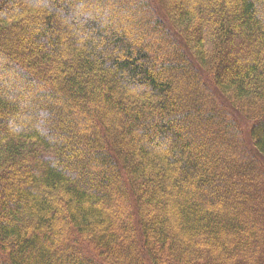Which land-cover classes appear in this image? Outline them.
I'll use <instances>...</instances> for the list:
<instances>
[{"label": "trees", "instance_id": "trees-1", "mask_svg": "<svg viewBox=\"0 0 264 264\" xmlns=\"http://www.w3.org/2000/svg\"><path fill=\"white\" fill-rule=\"evenodd\" d=\"M125 1L0 0V264H264V0Z\"/></svg>", "mask_w": 264, "mask_h": 264}, {"label": "rangeland", "instance_id": "rangeland-1", "mask_svg": "<svg viewBox=\"0 0 264 264\" xmlns=\"http://www.w3.org/2000/svg\"><path fill=\"white\" fill-rule=\"evenodd\" d=\"M19 1H21V2H25L26 0H19ZM138 2V0H128V1H125V2H127V3H129V6H132V5H134V4H136L137 2ZM173 4H174V2H172V1H170L169 3H168V5H172L173 6ZM121 15H124L123 17H119V19H118V21L119 22H124V24H125V26H127L128 24H129V21H128V19H129V17H132V20L135 18V17H133V15H131V13H126V14H121ZM144 17V18H146V17H149V15L146 13V12H141L140 13V15H138V16H136V17ZM7 37H9V36H7ZM166 45L168 44V45H170V43L168 42V43H165ZM40 45L39 44H37L34 40H30V39H27V38H25V39H21L20 40V42H18V43H16V44H10V45H6V46H3V47H1L0 48V53L1 54H4L5 55V57L4 58H6V59H9V60H12V62L13 63H15V64H18V62H19V64H21V65H23L24 66V68H26V65H27V60H28V58L30 57V56H33V54L36 52V51H39L40 50ZM6 55H8V58L6 57ZM167 56V55H166ZM3 63H5V60H2V57L0 56V65L2 66V64ZM3 69V68H2ZM1 69V70H2ZM1 70H0V73H1ZM25 72H28V74L29 75H31V76H33L34 75V73H33V71H31V69H25L24 70ZM1 77V76H0ZM12 84H16L15 85V87H13V89H16V90H19V89H23V88H25L26 89V85H24L21 81H19V80H15L13 83H11L9 86H12ZM179 84H181V82L179 83ZM185 84V83H184ZM1 85V84H0ZM39 85V84H38ZM36 86V88L34 89L35 91H34V93L33 92H31V97L32 98H35V94H44L43 92H44V90H46V89H48V85H46V84H44V83H42L40 86ZM189 87H190V90H189V92H187V95H189L190 96V98L189 97H187V101H189V100H191V99H193V96H191V95H197V93H198V91L195 89V90H193V87H192V85L190 86L189 85ZM189 87H188V89H189ZM4 88H6V89H9V88H7V87H5V85H4ZM53 88H54V90H53V92H55L56 94H57V88H56V86L54 85L53 86ZM49 90V89H48ZM183 93H185V92H183ZM186 94V93H185ZM184 95V94H183ZM198 96V95H197ZM30 100H32V101H34L33 99H31V98H25V99H23V105H24V103H27V105H24V108H29V107H31V106H29V101ZM212 100L210 99V98H206V99H204L203 100V102L204 103H202V105H204V107L205 108H209V107H211V106H214V104H213V102H211ZM55 106L57 107V108H59V106H60V102H57V101H55ZM73 112H72V118L73 119H79L80 118V114H78V111H77V108H75V109H73L72 110ZM26 117V119H24V117L22 118V120H20V121H14L15 123H19V124H22L25 128H29V129H31V128H37V126L36 125H39V123H37L38 121L40 122V120L39 119H36L35 117H34V119L32 118L33 116H31V118L33 119V120H31V118H30V116H25ZM27 121H29V123L27 122ZM219 121V120H218ZM54 122H56L57 123V121H55L54 120ZM0 125H4L5 127H6V125H11L9 122H8V119H6V120H1L0 121ZM84 127H87L88 128V130H89V128H92L91 126H90V124L87 126V123H86V125L84 124ZM85 134H88L87 132H85V130H82ZM230 136H231V134L230 133H228ZM226 138H224L222 135H221V137H220V139L219 140H216V143L218 144V143H221V144H218V145H220L221 147H222V144H224L225 145V149H226V151L224 152V151H221V152H223V156H225V157H227V160H229V158L231 157L233 160H235L236 159V156L238 155V153H239V145H238V143L237 142H233V140H231V139H229L228 140V136H225ZM66 141H68L67 139H65ZM217 141H219V142H217ZM228 141V142H227ZM217 151H218V149L217 148H215ZM243 164V163H242ZM247 165H249V166H247ZM246 167H248V168H246V170H247V173H250V174H256V169L253 167V166H251L249 163L248 164H246L245 165ZM239 178H240V176L238 175V174H236L235 175V177H234V179L233 180H235V183L236 184H234V183H230L231 184V189H232V193H233V195H236V198L235 197H233V199H236L237 201H238V195H239V193H238V190H239V188H240V185H239V183H238V180H239ZM96 185H98V184H96ZM230 186V185H229ZM104 205V208L106 209V211H108V210H110L111 209V207H109L107 204H103ZM117 208V209H116ZM118 208L120 209V205L118 204V203H115L113 206H112V209L110 210V211H112V212H114V211H118ZM248 213H250V210H248L247 211ZM264 223H262L261 225L260 224H257V225H254V227H253V230H255V234L257 235V236H261V233H264ZM252 230V231H253ZM252 231H249V232H247V236L249 237L250 235H251V232ZM254 232V231H253ZM200 244H202V243H200ZM207 246H211L210 244H207ZM218 250H220V248L218 247V249H217V251Z\"/></svg>", "mask_w": 264, "mask_h": 264}]
</instances>
